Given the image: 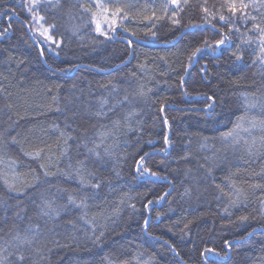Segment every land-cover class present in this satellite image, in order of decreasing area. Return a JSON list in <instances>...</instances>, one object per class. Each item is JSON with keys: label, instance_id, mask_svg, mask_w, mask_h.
I'll list each match as a JSON object with an SVG mask.
<instances>
[{"label": "trees", "instance_id": "obj_1", "mask_svg": "<svg viewBox=\"0 0 264 264\" xmlns=\"http://www.w3.org/2000/svg\"><path fill=\"white\" fill-rule=\"evenodd\" d=\"M227 2L0 0V264H264V0Z\"/></svg>", "mask_w": 264, "mask_h": 264}, {"label": "snow or ice", "instance_id": "obj_2", "mask_svg": "<svg viewBox=\"0 0 264 264\" xmlns=\"http://www.w3.org/2000/svg\"><path fill=\"white\" fill-rule=\"evenodd\" d=\"M178 2V0H171V3L173 4H176ZM31 3H35V0H31ZM249 7V4L245 3L244 0H228L227 4H226V8H227V11L229 13L228 17H225L223 14H221L219 16V20L221 22H224L227 26H229V30L231 31L232 30V27L234 26L235 24V20H234V17L236 15V13H241V17L243 19H247V16H246V10L247 8ZM27 11L29 13L32 12V8L29 7L27 9ZM120 9H117L116 10V13L115 15H119L120 14ZM202 11L204 13H208V9L207 8H203ZM12 12L14 13L15 10L13 9ZM176 14L173 13V16H175ZM43 19V18H41ZM115 22V21H113ZM174 23H179L178 20H174L173 21ZM54 27V26H52ZM254 27L256 29H258L262 35H264V28H260L259 25H254ZM97 31H101V28H100V25L97 24V28H96ZM114 30V29H113ZM7 30H4V31H0V36H3L5 34ZM236 31L238 32V29H236ZM105 36H107V32H104L103 33ZM41 35H43L45 37V41H51L53 44H56L57 42L53 39L52 36L48 35V32L47 30H45L44 32L41 33ZM153 36H155V32L152 33ZM129 43H131V41H128ZM216 46L219 48V47H224V48H229V47H232V41L230 40L229 36L227 33H222L221 34V38L219 40H217L216 42ZM244 43V42H242ZM58 46V45H57ZM51 47V45H50ZM207 47V45H206ZM239 47V46H238ZM216 49L214 48L213 51H215ZM201 51V49L197 48L196 49V52L193 53V56H195L197 53H199ZM261 51L264 52V42H262V46H261ZM41 53H43V48H41ZM233 56L239 60L242 58V55H237L236 53H233ZM262 60H264V56L261 57ZM65 71H68L70 69H64ZM211 99V98H210ZM209 107H212L211 105ZM167 122V121H165ZM165 143H168V137L166 136L165 138ZM143 161H144V156H141L139 161L137 162V171L138 172H141V168H142V164H143ZM151 173V170L150 169H143V171L141 172V174H149ZM47 175V173H45ZM151 175H156L155 173H151ZM94 187H99V185H94ZM69 202L70 203H74V198L73 197H70L69 198ZM149 203H151V201H149ZM47 207H49V209H51V205L48 204ZM145 224V227H147V224H148V221H145L144 222ZM227 243V242H226ZM202 255V260L205 262V264H207L208 261H213V264H214V261H215V258L218 256V253L216 252L215 249H209V248H205L204 249V252L201 254ZM21 260L24 259L23 256L20 257Z\"/></svg>", "mask_w": 264, "mask_h": 264}]
</instances>
